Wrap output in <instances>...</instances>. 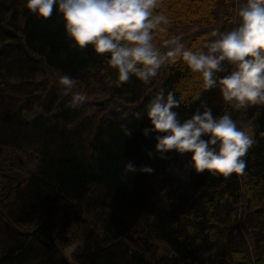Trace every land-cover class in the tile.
<instances>
[{
    "label": "trees",
    "instance_id": "trees-1",
    "mask_svg": "<svg viewBox=\"0 0 264 264\" xmlns=\"http://www.w3.org/2000/svg\"><path fill=\"white\" fill-rule=\"evenodd\" d=\"M245 2L158 0L168 23L153 43L166 55V41L183 45L191 27L186 49L206 51ZM108 59L74 45L56 5L44 19L25 0H0V264H264V105L237 109L216 88L191 102L201 77L179 59L149 84L120 82ZM161 90L181 102V121L201 103L214 117L230 113L254 140L244 172L196 173L191 153L149 158L158 133L143 134L145 111ZM77 93L87 99L73 107ZM128 162L153 171L129 174Z\"/></svg>",
    "mask_w": 264,
    "mask_h": 264
},
{
    "label": "clouds",
    "instance_id": "clouds-1",
    "mask_svg": "<svg viewBox=\"0 0 264 264\" xmlns=\"http://www.w3.org/2000/svg\"><path fill=\"white\" fill-rule=\"evenodd\" d=\"M54 5L62 14L66 36L81 49L90 45L98 55L109 54L108 64L117 70L120 82L135 76L149 84L162 64L179 59L201 77L202 90L191 102L200 100L203 91L216 88L223 102L237 109L264 105V0H246L238 10L237 25L226 32H212L214 39L209 40L206 51L185 49L180 38L173 37L166 41V55L153 43L154 31L165 32L162 25L168 23L166 16L154 13L158 0H25L28 11L44 19L53 14ZM226 71L227 75L217 76ZM59 82L66 89L74 86L69 75ZM86 99L77 93L72 106ZM180 103L173 92L161 90L146 106L152 127L143 134L158 133L153 151L147 153L149 158L191 153L190 165L196 173L225 177L243 173V157L254 143L249 133L237 126L230 113L214 117L203 103L190 119L181 121L176 111ZM125 171L150 174L153 169L128 162Z\"/></svg>",
    "mask_w": 264,
    "mask_h": 264
},
{
    "label": "rangeland",
    "instance_id": "rangeland-1",
    "mask_svg": "<svg viewBox=\"0 0 264 264\" xmlns=\"http://www.w3.org/2000/svg\"><path fill=\"white\" fill-rule=\"evenodd\" d=\"M198 29L197 28H191V27H188L186 30H185V34H183L184 37H186V43H184L182 46L183 48L186 49V47L188 46V44L190 43V40L192 38V34L194 32H196ZM39 219H40V216L39 214H35L33 217H31L24 225L23 227L27 230L29 229H32L33 227H35V225L39 222ZM77 250V245L74 244V245H71V246H68L66 248V255L68 258H71V256L73 255V253Z\"/></svg>",
    "mask_w": 264,
    "mask_h": 264
}]
</instances>
